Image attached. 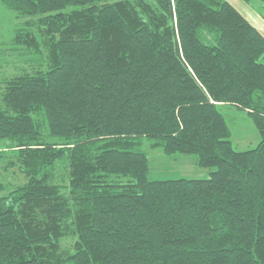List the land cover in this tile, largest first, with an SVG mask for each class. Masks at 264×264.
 Masks as SVG:
<instances>
[{
	"label": "trees",
	"instance_id": "trees-1",
	"mask_svg": "<svg viewBox=\"0 0 264 264\" xmlns=\"http://www.w3.org/2000/svg\"><path fill=\"white\" fill-rule=\"evenodd\" d=\"M0 4V264H264V36L224 0ZM141 139L213 171L151 180Z\"/></svg>",
	"mask_w": 264,
	"mask_h": 264
},
{
	"label": "rangeland",
	"instance_id": "rangeland-1",
	"mask_svg": "<svg viewBox=\"0 0 264 264\" xmlns=\"http://www.w3.org/2000/svg\"><path fill=\"white\" fill-rule=\"evenodd\" d=\"M232 5L243 17H247L249 23L264 36V2L252 0L246 3L244 0H224ZM15 15L0 4V51L6 49L14 36L16 27ZM5 60H11L8 57ZM219 112L225 117L231 131L234 147L237 151L253 149L259 142V136L252 122L245 115L236 111L230 113L220 105ZM141 150L145 153L149 164V178L155 181L171 179H207L213 170L200 168L197 165L196 155L165 154L160 148L151 147L149 140L141 139ZM8 156L0 157V196L5 195L9 189L23 183V177L16 167H6ZM65 246L71 243L66 241Z\"/></svg>",
	"mask_w": 264,
	"mask_h": 264
},
{
	"label": "crops",
	"instance_id": "crops-1",
	"mask_svg": "<svg viewBox=\"0 0 264 264\" xmlns=\"http://www.w3.org/2000/svg\"><path fill=\"white\" fill-rule=\"evenodd\" d=\"M245 18V17H244ZM247 18V17H246ZM245 18V19H246ZM247 21H248V19H246ZM264 20V19H263ZM249 22V21H248ZM220 106V105H219ZM223 107H225L227 110H228V112H230V113H232V112H234V111H236V113L238 112V114L239 115H241V117H242V115H245V117H247L246 116V112H244V111H240V110H238V109H236L235 107H233V106H231V105H222ZM243 118V117H242ZM244 119V118H243ZM230 132H231V142H232V144H233V146H234V141L232 140V131H231V129H230Z\"/></svg>",
	"mask_w": 264,
	"mask_h": 264
}]
</instances>
